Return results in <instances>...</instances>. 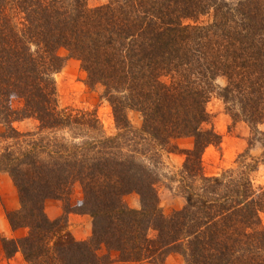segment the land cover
<instances>
[{
	"label": "trees",
	"instance_id": "trees-1",
	"mask_svg": "<svg viewBox=\"0 0 264 264\" xmlns=\"http://www.w3.org/2000/svg\"><path fill=\"white\" fill-rule=\"evenodd\" d=\"M89 1L0 0V173L19 199L6 211L9 225L27 230L0 239L4 256L20 253L26 264H164L170 255L185 264H264V187L250 179L264 151L260 160L245 151L238 169L219 176L202 167L205 149L221 143L204 128L214 94L233 123L264 137V0ZM61 49L80 61L89 87H104L116 135L104 134L94 111L58 107ZM128 111L141 115L140 129ZM29 119L35 131L14 127ZM182 137L191 148L172 144ZM174 152L184 155L172 182L185 202L165 216L159 172L163 154ZM76 185L82 200L73 207ZM130 194L139 209L125 204ZM50 199L63 202L64 216L47 217ZM69 214L91 218L88 239L72 236Z\"/></svg>",
	"mask_w": 264,
	"mask_h": 264
},
{
	"label": "rangeland",
	"instance_id": "rangeland-1",
	"mask_svg": "<svg viewBox=\"0 0 264 264\" xmlns=\"http://www.w3.org/2000/svg\"><path fill=\"white\" fill-rule=\"evenodd\" d=\"M101 3V0H90L89 5L95 6ZM59 55L64 59L62 68L53 75L58 107L73 111H94L99 119L104 134L112 137L117 134L112 111L109 103L103 97L104 87L96 84L89 87L86 84L87 75L81 68L80 61L69 58L65 50H60ZM220 87L225 85L224 78H218L216 82ZM15 107L17 102H13ZM208 114L210 115V124L204 128H212L221 138L219 146H209L202 155V167L206 176H219L228 169H238V156L248 151L251 158L260 160L264 151V137L252 133L250 128L242 123H233L230 116L225 110L223 101L217 96L212 95L206 105ZM130 124L134 129H140L142 126V118L138 112L128 111L127 113ZM37 123L33 119L17 122L14 127L20 132L35 131ZM259 130L264 133V125L259 126ZM0 131L3 128L0 127ZM252 143L250 148L249 144ZM4 145V143H1ZM172 144L179 149L185 150L192 147V138H178L172 141ZM163 169L159 172L162 177L158 186V195L160 208L165 216H169L174 211L181 209L184 205V199L177 194L174 189L176 184L172 182V178L181 168L184 161V155L181 152L165 153L162 156ZM247 163L251 160L247 158ZM250 179L255 188L264 187V163L260 164L256 171L250 175ZM82 194L80 188L76 185L70 196V204L75 207L80 204ZM125 204L132 209H139V197L136 194L127 195L124 198ZM53 205L58 206V214L55 213ZM19 199L15 186L9 176L0 173V239L16 238L27 233L25 229L13 231L6 218V211H13L19 208ZM44 211L51 220L64 216V205L60 200L50 199L45 202ZM57 215V216H55ZM68 229L72 236L77 240H86L91 235V218L87 215L69 214ZM10 227L12 232L4 233L3 221ZM261 221L264 225V213L261 214ZM19 256L21 257L20 253ZM18 256V255H17ZM177 260L181 264H185L184 259L180 255ZM173 257V258H174ZM172 259V258H171ZM11 261V262H10ZM166 261V260H165ZM169 264H178L177 261H169ZM0 264H26L22 257L16 258V255L7 259L1 248L0 242ZM114 264H144V263H119ZM151 264V263H148ZM165 264V262H164Z\"/></svg>",
	"mask_w": 264,
	"mask_h": 264
},
{
	"label": "crops",
	"instance_id": "crops-1",
	"mask_svg": "<svg viewBox=\"0 0 264 264\" xmlns=\"http://www.w3.org/2000/svg\"><path fill=\"white\" fill-rule=\"evenodd\" d=\"M53 207L55 208V213H57L58 214V212H57V210L59 209L58 208V206L57 205H53ZM55 216H57V215H55ZM3 224H4V233L5 234H8L9 232H12V230L10 229V227L6 224V221L4 220L3 221ZM18 255V256H17ZM178 256V255H177ZM21 258L20 256H19V254H16V258ZM174 255H170V256H168L167 257V259H166V261H165V264H169L170 262L169 261H177V263L178 264H181V261L180 260H177V258L178 257H174ZM172 258V259H171ZM11 262V261H10ZM144 264H148V263H144Z\"/></svg>",
	"mask_w": 264,
	"mask_h": 264
}]
</instances>
